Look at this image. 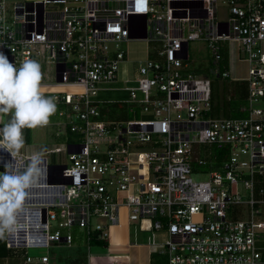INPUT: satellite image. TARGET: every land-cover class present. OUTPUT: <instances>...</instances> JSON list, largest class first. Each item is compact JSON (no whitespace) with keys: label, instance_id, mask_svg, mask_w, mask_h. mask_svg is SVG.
<instances>
[{"label":"built area","instance_id":"built-area-1","mask_svg":"<svg viewBox=\"0 0 264 264\" xmlns=\"http://www.w3.org/2000/svg\"><path fill=\"white\" fill-rule=\"evenodd\" d=\"M51 2L63 6L48 8ZM226 2L221 17L218 0H23L10 21L0 0V52L16 67L46 53L57 80L41 81L40 91L71 108L54 120L57 134H68L66 145L43 150V178L28 190L19 229L5 239L24 260L5 264H55L49 248L74 243L76 228L108 242L114 225L133 221L151 230L167 264H264V219L255 218L264 202V106L254 104L264 98V0ZM144 29L146 36L133 35ZM130 39L155 45L139 59L135 84L121 87L130 98L114 102L131 100L142 113L106 120L102 104L109 101L98 94L117 79L128 57L121 43ZM190 41L210 53L205 71L188 69ZM233 49L248 63L247 103L241 115L207 117L211 77L229 75L220 62ZM192 143L219 149L206 179L191 174ZM56 152L64 153L50 159ZM32 154L0 149V168L22 171ZM239 180L250 190L246 199ZM242 202L249 218L228 217L229 205ZM31 246L48 251L34 255Z\"/></svg>","mask_w":264,"mask_h":264},{"label":"rangeland","instance_id":"rangeland-1","mask_svg":"<svg viewBox=\"0 0 264 264\" xmlns=\"http://www.w3.org/2000/svg\"><path fill=\"white\" fill-rule=\"evenodd\" d=\"M16 1L23 0H7L6 13L10 21L14 18V3ZM219 5V16L226 17L227 15V2L226 0H218ZM63 4L48 3V8H59ZM21 25L18 26L20 30ZM228 41H223L222 51L224 54L227 53ZM155 45L153 41L146 39H130L125 40L121 43L122 48L127 51V59L122 61L118 71V77L112 82L103 83V86H107L108 89H103L99 91L98 97L107 99L109 102L102 104L104 110V118L106 120L136 117L138 112L142 113L140 109H137L136 103L131 100L124 102H114V100H125L130 98L128 90H124L121 87L130 86L135 84V72L138 66L140 58L147 57V50ZM208 52L206 46L201 41H190L189 43V59L187 60L188 69H203L210 65V60L208 58ZM152 56H155L154 51L151 52ZM229 61L220 62L222 69H228V76H212L211 77V104L210 109L207 111V117L216 116H233L235 111L231 110V103L233 100H237L238 104L247 103L248 95V63L242 57L244 53H240L241 58L236 56V51L233 49L229 51ZM38 63L41 65L42 79L41 81L54 82L56 78V64L55 62L49 60L46 57V53L38 56ZM123 104V106H121ZM255 105L264 106V98L254 101ZM64 108L71 111V108L65 104L57 103L56 113L50 117V122L45 127H38L36 129H28V142L25 143L24 148L21 151L25 153H35L45 150L46 148L54 147L56 145H66L68 140V134L66 132L57 134L59 127L54 123V120L60 119L61 116L58 115L59 109ZM109 109V110H108ZM135 110V111H133ZM136 112V113H135ZM8 117L0 116V127L7 121ZM211 151L210 154H208ZM221 152V151H220ZM62 153L49 154L50 159H58L62 157ZM214 153H219L218 147L214 144L209 143H192L190 150V159L192 166V176L196 180L208 178V173L206 168L210 164L215 166L216 162L209 159V156ZM198 158H204L207 160L205 164H199L197 162ZM216 167V166H215ZM200 170V171H198ZM2 172V170H0ZM256 180V179H255ZM256 182L255 186V196H260L258 194V189L261 185ZM239 195L242 199H246L250 196V190L246 188L242 180L238 183ZM260 213L255 215V218L264 219V202L257 204ZM228 217L232 219H247L250 216V206L247 203H231L227 209ZM104 220V217H101ZM59 227L58 222L52 224V229ZM80 234V228H76ZM264 243V242H263ZM5 241L0 239V254L3 255L5 252ZM85 240L79 239L75 240L71 245H60L49 248L51 254V260L55 264H70L73 262V258H84L86 252L89 253ZM28 251L34 255H40L46 253L48 248L46 246H31ZM84 253V254H83ZM12 257L15 260H24L23 253L18 256H11L6 260L1 261V264H5L10 261ZM117 261V260H116ZM42 264V263H35ZM78 264V263H77ZM183 264H196V263H183ZM218 264H238V263H218Z\"/></svg>","mask_w":264,"mask_h":264},{"label":"clouds","instance_id":"clouds-1","mask_svg":"<svg viewBox=\"0 0 264 264\" xmlns=\"http://www.w3.org/2000/svg\"><path fill=\"white\" fill-rule=\"evenodd\" d=\"M41 79V65L36 60L27 59L16 67L0 52V116L8 117L0 127V149L13 157L25 146L24 129L47 126L57 111L55 97L40 91ZM43 155V151L33 153L22 171L5 166L0 172V239L19 229L18 216L28 190L44 175Z\"/></svg>","mask_w":264,"mask_h":264},{"label":"crops","instance_id":"crops-1","mask_svg":"<svg viewBox=\"0 0 264 264\" xmlns=\"http://www.w3.org/2000/svg\"><path fill=\"white\" fill-rule=\"evenodd\" d=\"M27 131V128L24 129L25 143L30 140L26 136ZM151 235V230L141 229L137 221L114 225L107 245L91 244L90 246L88 243L89 253L86 252L85 257L81 259L73 258L70 264H87V262L90 264H167V255L157 252L155 246L150 243ZM10 253L18 256L22 254V251L9 249L7 253L0 254V258L6 260V256ZM14 259L15 257H12L11 261Z\"/></svg>","mask_w":264,"mask_h":264},{"label":"trees","instance_id":"trees-1","mask_svg":"<svg viewBox=\"0 0 264 264\" xmlns=\"http://www.w3.org/2000/svg\"><path fill=\"white\" fill-rule=\"evenodd\" d=\"M222 62H226V64H228V56L225 55L223 60H221ZM202 69V68H201ZM205 71V68L202 69V71ZM241 104H238L237 100H233L232 103H231V110L232 111H235V115H241L242 113L239 111V106ZM28 135V131L26 132V136ZM71 137V138H70ZM69 138L72 139V136H70ZM85 229H81L80 230V234L79 232L76 230V239L79 240V239H83L85 240L86 244L90 243V244H100V245H107V241L105 239H102L100 238L99 236L97 235H93L91 236L90 238H88V236L85 235ZM5 241V239H4ZM5 252L4 253H7L9 251V249L6 247V243H5ZM12 253V252H11ZM1 259V258H0ZM2 260V259H1Z\"/></svg>","mask_w":264,"mask_h":264},{"label":"water","instance_id":"water-1","mask_svg":"<svg viewBox=\"0 0 264 264\" xmlns=\"http://www.w3.org/2000/svg\"><path fill=\"white\" fill-rule=\"evenodd\" d=\"M133 35H136V36H146V30L144 29L142 32H139L138 30H136L135 32L133 31ZM57 76H58V79L61 80L62 79V76H61V73H57ZM1 170V168H0Z\"/></svg>","mask_w":264,"mask_h":264}]
</instances>
